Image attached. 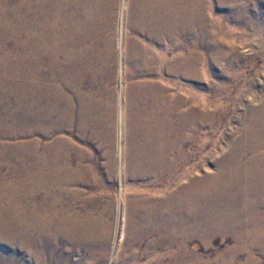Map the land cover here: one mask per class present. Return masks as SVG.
Returning <instances> with one entry per match:
<instances>
[{
  "label": "bare ground",
  "instance_id": "obj_1",
  "mask_svg": "<svg viewBox=\"0 0 264 264\" xmlns=\"http://www.w3.org/2000/svg\"><path fill=\"white\" fill-rule=\"evenodd\" d=\"M129 4L125 21L132 36L124 40V51L126 64L133 65L125 109L130 121L125 124L122 113L119 118L134 154L124 173L136 190L147 188L144 179L173 181L127 201L131 209L144 206L138 233L163 234L158 244H178L184 251L187 227L200 215L203 229L247 242L248 255L256 244L264 248V100L252 106L243 135L216 171L190 181L187 144L192 138L197 146L206 144L198 141L199 118L206 113L188 90L187 82L199 75V55L187 38L201 30L204 3ZM117 7L118 0H0V132L24 139L15 148L0 147V264L27 258L32 264H72L74 252H85L91 262L107 256ZM92 143L108 151L106 180L88 151ZM87 188L93 193L86 198ZM237 250L231 251L233 260ZM251 257L245 264H255Z\"/></svg>",
  "mask_w": 264,
  "mask_h": 264
},
{
  "label": "rangeland",
  "instance_id": "obj_2",
  "mask_svg": "<svg viewBox=\"0 0 264 264\" xmlns=\"http://www.w3.org/2000/svg\"><path fill=\"white\" fill-rule=\"evenodd\" d=\"M202 2L204 4L201 30L192 32L187 38L190 51L198 52L199 55V75L188 81L187 86L188 90L198 97L200 106L206 113L203 118H199L202 126H199L198 132L199 143L206 144L197 146L196 138L188 141L187 168L190 181L216 171L218 160L229 150L230 144L243 135V122L250 117L252 106H259L264 100V0H226L224 3L220 0H202ZM129 5V0H118L112 32L115 53L114 76L109 88L113 111L111 152L115 170L108 183L113 193V199L108 201L112 209L105 216L111 225L108 252L105 258L94 262L89 260L85 252H74L70 255V261L72 264H245L251 255V258L254 257V261L256 260L255 264H264V248L260 244H256L252 254L248 255L245 252L247 242L237 243L230 234L223 236L203 229L205 224L202 223L203 218L200 215H195L187 227L188 240L184 251L179 250L178 244L170 246L158 244L165 236L163 234L138 233L140 220L138 213L144 212V206L140 204L131 209L127 201L140 200L145 195L150 196L156 187L172 186L173 181L167 177H164V182L155 178L153 184L152 181L144 179L147 188L140 187L136 190L134 183L129 180L126 172L124 173V163L134 154L129 149L127 134L119 118V113H122L125 124L130 121L125 109L131 97L128 94V76L133 70V65L126 64L124 51V40L127 42L132 36L125 21ZM120 35L122 37H119ZM159 46H154L155 50L159 51L161 49ZM120 72L123 73L121 80ZM133 80L142 81L138 78ZM153 80L156 83L161 82V78ZM175 80L173 90L178 89L179 81ZM189 100H192L190 95ZM191 106L193 107V104L189 109ZM9 107L15 112L16 102L12 100ZM13 115L16 117L18 114ZM23 141L21 137L10 136L7 131L0 132V147L8 144L15 148ZM119 144L121 152L118 150ZM88 151L99 161L100 177L106 180L107 149L92 143ZM15 162L21 164L20 160ZM121 168L123 176L120 175ZM1 172L2 175L6 174L5 169ZM85 191L86 198L93 193L88 188ZM122 195L126 196L123 203ZM260 211L264 214V206H260ZM233 249H238L234 260L231 254ZM22 263L34 262L27 258V261L23 260Z\"/></svg>",
  "mask_w": 264,
  "mask_h": 264
}]
</instances>
